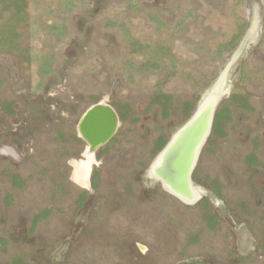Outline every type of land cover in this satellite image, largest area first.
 Listing matches in <instances>:
<instances>
[{
	"label": "rangeland",
	"instance_id": "rangeland-1",
	"mask_svg": "<svg viewBox=\"0 0 264 264\" xmlns=\"http://www.w3.org/2000/svg\"><path fill=\"white\" fill-rule=\"evenodd\" d=\"M224 73L183 202L148 170ZM0 264H264V0H0Z\"/></svg>",
	"mask_w": 264,
	"mask_h": 264
},
{
	"label": "water",
	"instance_id": "water-1",
	"mask_svg": "<svg viewBox=\"0 0 264 264\" xmlns=\"http://www.w3.org/2000/svg\"><path fill=\"white\" fill-rule=\"evenodd\" d=\"M242 49L243 45L238 48L235 55H238ZM221 77L211 91L210 97L199 106L191 119L175 133L153 163L152 170H154L155 175L165 182L171 192H174L178 197L193 199L192 192L190 193L192 190L191 175L196 166V158L199 156L211 130L214 111L220 97L217 95L218 89L223 82ZM117 128L118 117L109 105L100 102L90 107L82 115L77 126L79 138L87 144L84 156L89 155L88 157H90L105 146L112 139Z\"/></svg>",
	"mask_w": 264,
	"mask_h": 264
},
{
	"label": "bare ground",
	"instance_id": "bare-ground-1",
	"mask_svg": "<svg viewBox=\"0 0 264 264\" xmlns=\"http://www.w3.org/2000/svg\"><path fill=\"white\" fill-rule=\"evenodd\" d=\"M256 19L257 18H255L254 19V24H253V27L250 29V33L249 34H251L252 33V30L254 29V26H256ZM248 36V34L246 35V37ZM248 38H250V35H249V37ZM246 39V38H245ZM245 39L243 40V42H242V45L244 44V41H245ZM234 56H236V55H234ZM233 56V59L235 58ZM227 72V71H226ZM221 79H222V85H221V87L218 89V88H216V89H218V94L217 95H219V96H221L222 97V95H224V93L226 92V88L225 89H223L224 88V79H225V73L224 74H222V77H221ZM227 87V86H226ZM213 88L214 87H212V89L209 91V93H208V95L204 98V100L200 103V105L208 98V97H210L209 95H210V93H211V91L213 90ZM224 92V93H223ZM218 96V97H219ZM214 99H215V97H214ZM218 99V98H217ZM199 105V106H200ZM199 106L197 107V109L199 108ZM196 109V110H197ZM196 110H195V112H196ZM194 112V113H195ZM214 114H215V112H214ZM194 115V114H193ZM192 115V116H193ZM213 117H214V115H213ZM211 131V130H210ZM175 135V134H174ZM173 135V136H174ZM206 135H207V133H206ZM209 135H210V133H209ZM209 135H208V137H209ZM208 137H207V139H208ZM207 139H206V141H207ZM206 143V142H205ZM205 145V144H204ZM204 147V146H203ZM203 147L201 148V151H202V149H203ZM2 149V148H1ZM201 151H200V153H201ZM89 155H87L86 157L84 156V154H83V158H84V161H73L72 162V169H73V175H72V179H73V181H75L76 183H79L81 186H87V180H88V178H89V172H90V168H91V166H92V163H93V157H94V155H92V156H90V157H88ZM199 156H200V154H199ZM199 156L196 158V160L198 161V159H199ZM195 160V161H196ZM197 163V162H196ZM196 165V164H195ZM152 167H153V164L151 165V167L149 168V170H148V177L152 180V181H155L156 183L157 182H160V184L162 185V187H163V189L166 191V192H168V193H170L172 196H174V197H176L177 199H179V200H181V201H183V202H189V203H192L193 201H195V200H199L200 199V196H201V194L199 193V191L200 190H196L195 188L196 187H194L193 185H192V183H191V185H192V187H191V189L192 190H190V193L192 192V195H193V199H191L190 200V198H188V197H178V196H176V194L174 193V192H171V190H170V188H169V186L165 183V182H163L162 180H160L156 175H155V172H154V170H152ZM89 181V180H88ZM205 197V196H204ZM202 199V198H201ZM193 200V201H192Z\"/></svg>",
	"mask_w": 264,
	"mask_h": 264
},
{
	"label": "flooded vegetation",
	"instance_id": "flooded-vegetation-1",
	"mask_svg": "<svg viewBox=\"0 0 264 264\" xmlns=\"http://www.w3.org/2000/svg\"><path fill=\"white\" fill-rule=\"evenodd\" d=\"M253 24H254V22H253ZM252 27H253V25L251 26V28H252ZM249 33H250V30L248 31V36L246 37L247 39L244 41V44H243V45H246V44H247L248 39H249L248 37H249V35H250ZM236 56H237V55H236ZM236 56H235V58H236ZM235 58H234L233 60H235ZM224 84H225L224 86H226V82H224ZM225 88H226V87H225ZM223 93H224V92H223ZM223 96H224V95H222V97H223Z\"/></svg>",
	"mask_w": 264,
	"mask_h": 264
}]
</instances>
